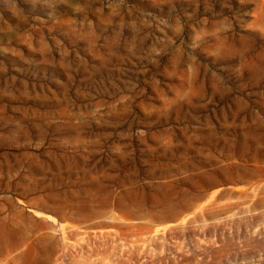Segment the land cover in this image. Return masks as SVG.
Instances as JSON below:
<instances>
[{"label":"rangeland","instance_id":"374dc122","mask_svg":"<svg viewBox=\"0 0 264 264\" xmlns=\"http://www.w3.org/2000/svg\"><path fill=\"white\" fill-rule=\"evenodd\" d=\"M0 264H264V0H0Z\"/></svg>","mask_w":264,"mask_h":264}]
</instances>
